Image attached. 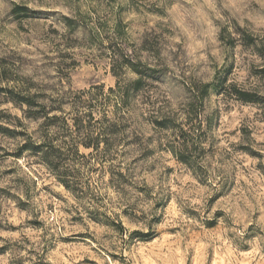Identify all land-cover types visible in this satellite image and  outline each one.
I'll return each mask as SVG.
<instances>
[{
  "label": "clouds",
  "instance_id": "9594fccd",
  "mask_svg": "<svg viewBox=\"0 0 264 264\" xmlns=\"http://www.w3.org/2000/svg\"><path fill=\"white\" fill-rule=\"evenodd\" d=\"M0 114V264H264V0H0Z\"/></svg>",
  "mask_w": 264,
  "mask_h": 264
},
{
  "label": "rangeland",
  "instance_id": "374dc122",
  "mask_svg": "<svg viewBox=\"0 0 264 264\" xmlns=\"http://www.w3.org/2000/svg\"><path fill=\"white\" fill-rule=\"evenodd\" d=\"M103 83H104L105 88H107V81H104ZM0 116H3V115L1 114ZM2 118H6V116L4 115V117H2ZM42 180H43V183L38 184L37 185L38 187H43L46 191L54 192L57 199H60L62 197L67 198V196H68L67 191L64 188L55 186L56 180L54 179V177L51 180L42 177ZM7 196L9 199H11L12 194L8 193ZM22 206H23V201H21L20 203H17L15 205V207L18 211L22 210ZM51 207L55 208V205H52ZM12 215H13V213L10 211V206L8 204H6L4 202V200L0 199V222H2V220L7 216L9 218V226L14 227V225L11 224ZM0 226H2V223H0ZM83 235H85V234L82 231H76V232H73L71 235L66 236L64 239H65V242L69 246H71L73 244L78 243V241L75 239L76 237H80ZM167 239H168V237L165 236L163 241L161 242V246H163V244L167 241ZM71 254L76 255L78 253H77V251L74 250ZM206 255H207V253L204 252L202 249L198 250V253H197L198 260H202ZM217 256L219 259H221V260L223 259L222 257L219 256V254H217ZM78 264H98V262L95 259H90L89 257H84L83 259L78 261Z\"/></svg>",
  "mask_w": 264,
  "mask_h": 264
},
{
  "label": "trees",
  "instance_id": "16d2710c",
  "mask_svg": "<svg viewBox=\"0 0 264 264\" xmlns=\"http://www.w3.org/2000/svg\"><path fill=\"white\" fill-rule=\"evenodd\" d=\"M0 115H1V114H0ZM2 115H3V114H2ZM2 117H4V115H3V116H0V118H2ZM12 131H13L12 129H6V130H5V133L8 134V133H11ZM54 179L56 180L57 178L54 177ZM64 189L66 190V188H64Z\"/></svg>",
  "mask_w": 264,
  "mask_h": 264
}]
</instances>
